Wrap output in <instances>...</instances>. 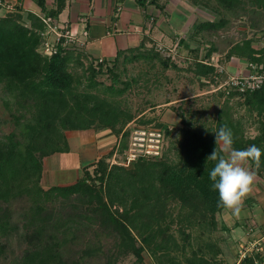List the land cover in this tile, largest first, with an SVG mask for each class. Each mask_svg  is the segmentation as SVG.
Here are the masks:
<instances>
[{"label":"trees","instance_id":"obj_1","mask_svg":"<svg viewBox=\"0 0 264 264\" xmlns=\"http://www.w3.org/2000/svg\"><path fill=\"white\" fill-rule=\"evenodd\" d=\"M217 2L235 15L251 6V26L259 27L260 21L264 30V0ZM211 9L216 11L215 6ZM29 17L27 23L17 10L0 14V100L18 127V132H0V254L19 233L24 245L9 264H86L101 257L104 264H114L128 252L135 255L132 264H141L143 251L154 264H229L211 236L224 208L217 206L218 193L211 190L209 179L216 162L207 157L214 150L224 155L215 144L221 126L232 130L236 149L255 144L264 150V81L253 90L217 89L222 100L211 124L192 122L181 113L180 125H166L158 115L146 117L143 108L136 114L122 103L119 96L130 81L119 79L107 61L84 63L67 45L50 55L42 53L44 23ZM227 22L220 16L197 25L216 32ZM253 41L245 37L233 42L225 58L235 55L264 67V45L255 47ZM215 49L213 43L202 58L194 57L185 66L199 88L218 81L215 68L203 61ZM122 59L156 60L162 70L180 68L155 46L138 47ZM105 72L111 76L109 83L97 78ZM233 97H238L234 103ZM237 106L245 112L236 114ZM251 123L256 133L247 135ZM137 127L157 128L163 138L177 128L173 156L162 149L157 156H138L126 165L110 164L112 151L126 149ZM88 128L108 129L115 136L113 145L81 164L72 183L44 187L43 158L69 150L67 130ZM249 164L264 181V156L259 168ZM193 239L199 241L195 247ZM236 264H264V251L254 250Z\"/></svg>","mask_w":264,"mask_h":264},{"label":"rangeland","instance_id":"obj_2","mask_svg":"<svg viewBox=\"0 0 264 264\" xmlns=\"http://www.w3.org/2000/svg\"><path fill=\"white\" fill-rule=\"evenodd\" d=\"M197 4H203L216 7L213 19H217L220 16L226 17L228 22L219 28L216 32H211L210 38L217 46V53L212 54L218 56L219 62L222 63V58H225L223 52L233 42L239 41L245 37H252L254 41L252 44L255 47L264 45V30H262L261 23L259 21L258 26H251V6H247V10L243 13L236 14L233 10L226 9L220 5L217 0H192ZM188 3V1H187ZM190 5V3H188ZM215 33V35H214ZM219 53V54H218ZM129 54V52H128ZM177 45L170 51L169 56L172 60L179 61ZM227 60V58H225ZM150 63V65H148ZM109 66H113V70L118 74V78L121 80H129L130 88L121 94L119 97L123 104L127 105L131 111L138 114V109L143 108L141 113L144 116L158 115L160 120L164 121L166 125L178 126L181 124V113L184 118H189L192 122H204V124H211L215 117L216 108L221 103L222 96H219L214 90L212 85L199 88L195 82L189 83V78L192 77L191 73L178 71L174 68H167L162 70L161 64L154 60L151 62L144 61H123L120 57L117 61L108 63ZM247 65V63H246ZM248 67V66H247ZM249 69V67H248ZM155 73V74H154ZM156 75V76H154ZM155 77V78H154ZM98 79L104 83H109L111 76L105 72L97 76ZM185 83V85H183ZM117 85H122V82L117 81ZM189 85V86H188ZM193 88L188 92V87ZM188 88V89H187ZM181 94H194L187 100H177ZM238 97L231 98L234 103ZM153 103V109L151 104ZM244 106L236 107V114L244 113ZM0 117L3 122L0 124V132H8L15 130L18 132V127L9 114L8 109L4 108L0 100ZM130 124H135L131 122ZM255 124H248L246 126V134L253 135L256 133ZM90 129V128H89ZM88 130L73 131L67 130V138L69 143V150L67 152H57L48 155L43 158V171L41 183L44 187L51 184H68L72 183L79 175L81 164L90 161L94 158L96 152H103L110 148L113 143L114 135L106 136L99 140L97 143L88 141L89 138H93L92 132ZM92 129V128H91ZM102 130V129H99ZM93 131V130H92ZM98 131V130H95ZM101 132V131H100ZM103 134H100L101 137ZM179 137V130L177 128L171 129V132L163 138V149L168 152L172 157L174 154V148L177 144ZM115 138V136H114ZM84 139V141L82 140ZM86 140V142H85ZM109 141L107 145L104 143ZM102 145V146H101ZM100 147V149H98ZM101 150V151H100ZM102 154V153H101ZM81 158H77V156ZM100 155V154H99ZM96 159V158H95ZM108 160V159H107ZM248 163L246 167H250ZM264 184V181L261 180ZM264 190V188H262ZM253 190L258 191L255 184ZM261 192V190L259 191ZM264 204V201L259 204ZM243 209L246 208V204L243 203ZM242 213L238 216L233 215L228 209L223 210L217 214L218 225L217 229L211 233V236L219 244L222 250V255L227 259L229 264H236L239 258L252 249L254 241L258 242L257 247L260 251H264V231L257 225L255 218L245 216L242 218ZM243 220L245 227H252L253 230L249 231V227H244L242 223L237 225L233 224V220ZM220 221L227 226L226 229L221 227ZM250 232V233H249ZM196 233V231H195ZM207 234H203L202 239H206ZM199 243L198 240L193 239V247ZM24 243L21 240L19 233L12 235L8 240V245L5 248L3 254H0V264H9L16 259L23 247ZM248 246V251L245 248ZM263 245V246H262ZM190 249H187L186 253L189 254ZM105 258H95L87 261L86 264H104ZM135 261V255L131 252L121 254L116 258L114 264H132ZM141 264H154L152 258L145 252H142Z\"/></svg>","mask_w":264,"mask_h":264},{"label":"crops","instance_id":"obj_3","mask_svg":"<svg viewBox=\"0 0 264 264\" xmlns=\"http://www.w3.org/2000/svg\"><path fill=\"white\" fill-rule=\"evenodd\" d=\"M2 3L0 14L17 10L27 23L31 21L30 14L39 19L42 15L50 16L55 24L71 29L75 38L67 46L76 49L84 63L89 62L90 58L96 60L99 57L109 63L138 47H154L158 42L170 46L177 41L179 61H173L180 68L175 69L186 72L187 62L197 56L202 58L214 43L210 38V33L214 31L201 29L197 25L202 20H212L214 12L210 6L197 4L192 0H2ZM45 28L44 24L40 30L43 31ZM46 35L52 38V33L48 32ZM227 49L223 52L224 55ZM217 50H213L210 55L217 53ZM222 63L232 73L249 71L246 60L235 55L227 60L222 58ZM188 81L193 84L196 82L191 77ZM188 88V92L193 90ZM191 96L195 95L181 94L177 100L184 101ZM83 130L85 129L78 131ZM90 131L93 138H89V142L91 140L97 143L102 138L113 135L107 133L108 129L95 131L90 128ZM100 134L103 135L99 137ZM112 137L114 140V136ZM108 142L104 141L105 145ZM103 152H96L94 158L87 162L93 161ZM249 168L253 171L251 167ZM255 184L261 192L253 190ZM262 188L264 184L256 175L252 190L243 201L246 208L242 207L241 213L245 219L255 218L258 227L263 230L264 204H259L264 201ZM237 222L245 227L243 220H233V224L237 225Z\"/></svg>","mask_w":264,"mask_h":264},{"label":"built area","instance_id":"obj_4","mask_svg":"<svg viewBox=\"0 0 264 264\" xmlns=\"http://www.w3.org/2000/svg\"><path fill=\"white\" fill-rule=\"evenodd\" d=\"M2 0H0V5H2ZM41 21L45 24V30L41 31L42 44L41 51L44 54L50 55L57 51L58 46H66L69 42L73 41L75 35L73 31L65 26H59L54 23L50 16H39ZM52 33V38H48L46 33ZM175 44L170 46H165L162 43H156L155 48L164 55H169L170 51L175 48ZM89 60H92L91 58ZM101 61L102 58L96 59ZM205 63L212 65L217 73V83L211 84L214 90L225 89V88H235L238 91L253 90L257 88L261 82L264 81V67L263 65L248 62L247 66L249 71L246 73H232L228 71L223 64L219 62L218 56L210 55L209 58L203 60ZM255 68H258L255 70ZM163 134L162 131L157 128H145L137 127L134 128L129 136V142L126 149L119 152L115 148L108 161L112 163L128 164L130 161L134 160L138 156H157L161 153L163 149ZM258 242L254 241L252 249L248 251V246L245 248L247 253H244L239 260L245 255L250 254L254 250L260 251L257 247ZM263 246V245H262ZM238 260V261H239ZM237 261V262H238ZM255 262H257L255 260Z\"/></svg>","mask_w":264,"mask_h":264},{"label":"clouds","instance_id":"obj_5","mask_svg":"<svg viewBox=\"0 0 264 264\" xmlns=\"http://www.w3.org/2000/svg\"><path fill=\"white\" fill-rule=\"evenodd\" d=\"M215 144L220 145V152L224 155L214 150L207 157L216 162L209 173L211 190L218 193V207L228 209L238 216L256 176L246 165L251 161L259 168L264 150L255 144L245 149H236L233 132L227 126H221L215 133Z\"/></svg>","mask_w":264,"mask_h":264}]
</instances>
